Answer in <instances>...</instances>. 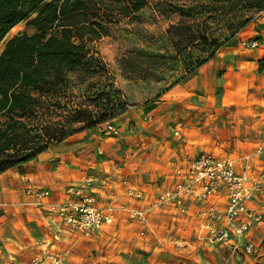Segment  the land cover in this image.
Segmentation results:
<instances>
[{
	"label": "crops",
	"instance_id": "0c3cea01",
	"mask_svg": "<svg viewBox=\"0 0 264 264\" xmlns=\"http://www.w3.org/2000/svg\"><path fill=\"white\" fill-rule=\"evenodd\" d=\"M27 31L33 33L31 28ZM250 40H258L259 47L245 49L241 46V42ZM263 62L264 14L243 29L232 45L223 48L214 59L160 99L129 108L114 119L120 131L117 137H103L100 134L102 126L87 129L53 145L35 159L0 174V264H27L32 252L44 259L55 249H64L69 254L68 264H122L120 257L124 250L120 249V243L125 239L133 241V234L126 236L122 232L129 227L122 210L147 208L159 192L173 183L176 169L189 164L204 151L231 157L238 171L248 164L263 167L262 143H255L252 149L239 154L214 152L215 144L226 145L230 141L229 137H214L221 108L238 104L248 90L264 95V74L260 72ZM181 129L187 139L182 138ZM86 179L92 181L90 191L95 193L97 207L114 210V220L91 239L71 234L58 216L47 213L27 193L28 190H49L51 197L45 200L46 204L62 203L68 198L66 189L83 185ZM130 192L143 193L145 199L138 200ZM218 201L216 198L211 202L218 205ZM204 207L191 202L185 214L170 210L156 212L150 216L151 223L158 226L162 218L168 222L178 219L184 228L194 225L198 243L214 245L209 250L227 256V263L229 260L237 263L238 255L245 254L243 245L255 242L260 247L261 241L257 240L264 238H259L264 234V222L245 234L238 249L204 240L210 234L205 227L206 221L199 216ZM179 223H175L176 229L181 228ZM214 227L222 229L223 224L214 223ZM76 239L87 241L74 244ZM146 246H139L136 252L147 250ZM129 247L135 252L133 247L136 246L130 243ZM157 247L153 245L149 251L154 253ZM258 248L257 252L261 251ZM94 255L97 258H93Z\"/></svg>",
	"mask_w": 264,
	"mask_h": 264
},
{
	"label": "trees",
	"instance_id": "16d2710c",
	"mask_svg": "<svg viewBox=\"0 0 264 264\" xmlns=\"http://www.w3.org/2000/svg\"><path fill=\"white\" fill-rule=\"evenodd\" d=\"M194 1L199 2L0 0V47L19 24L26 22L27 28L33 30L14 35L0 52V174L35 159L77 133L113 121L129 108L157 101L178 83L154 89L159 76L146 74L140 64H133L130 70H125L126 65L122 67L131 75L126 77L125 73L123 80L133 81L138 90L127 83L119 87L115 82L101 83L107 68L96 43L110 35L108 26L136 17L152 4L160 16L174 18L167 35L176 55L152 54L148 68L172 67L183 51L195 44L214 45L215 54L219 43L209 39L201 19L194 16ZM216 2L222 9L235 11L219 21L221 31L231 40L264 11V0ZM201 64L200 60L194 61L185 72L192 73ZM92 79L97 81L93 89L100 85L96 92L87 85ZM145 81L148 88L143 90Z\"/></svg>",
	"mask_w": 264,
	"mask_h": 264
},
{
	"label": "rangeland",
	"instance_id": "374dc122",
	"mask_svg": "<svg viewBox=\"0 0 264 264\" xmlns=\"http://www.w3.org/2000/svg\"><path fill=\"white\" fill-rule=\"evenodd\" d=\"M148 1L150 2L151 0ZM163 1L169 2L170 0ZM171 1L176 2V0ZM216 1L217 0H199L198 3L194 1L193 7L194 16H197L199 20L201 19L200 25H202V28L206 31L209 39L217 40L219 43V46L217 45L218 50L215 54L214 45L204 47L201 44H195L186 52L183 51L179 60L176 63H172V67L165 66L162 69L154 70L148 68L149 56L152 54L167 57L176 55L169 40V36L167 35L169 26L172 24L174 18H165L160 16L159 13H156L153 10L152 4H148L147 7L137 13L136 17L122 19L115 25L108 26L110 35L96 43L97 52L100 54V57L105 62L107 68L105 74L102 75L103 80L101 83L106 81L115 82L116 87H119L120 83H127L130 85L131 89L138 90V86H136L133 81H124L122 78V75L126 73V71H123L122 67L124 68V65H126L125 70H130L133 64H140V66L144 68L146 74L151 72L159 76L160 82L153 86L154 89L162 88L163 86L168 87L175 82H178L176 85L182 83L187 76L194 73L206 63L210 62L223 48H226L228 45H232V42L237 39V37L234 40L229 39L230 35L221 31V29L223 30V26L219 23V21L225 20L235 14V11L229 7L222 9L221 5ZM240 9L241 8L238 10ZM263 14L264 11L256 15L253 22L260 19ZM27 29L26 22L15 27L8 34L1 45L0 52L3 50L6 42L10 38L18 33L27 31ZM197 60H200L203 64L197 67L192 73H186L185 69H187V66ZM168 62L171 63V61ZM260 72L264 74V66L260 69ZM125 76L130 77L131 75L126 73ZM146 82L147 81H145L142 85L143 90L148 88ZM96 83L97 81L92 79L87 85L90 84L89 88L93 89V84ZM96 86L98 88L95 87L92 92H96V90L99 89L100 85ZM244 93L246 95L241 97L238 104H230L226 107L224 106L218 113V123L216 122L218 130L214 129V137L225 136L229 137L230 141L228 140L226 145L218 143L215 144L214 152L216 154H227L230 152L239 154L244 152V150L246 152L252 149L251 146L255 143L264 144V95L259 94V92L255 90H248ZM250 95L252 97H249ZM116 129L118 132L117 135H109L105 133V125H103L101 127L102 131L100 134L106 138H115L120 134L119 129L117 127ZM180 132H182V138H188V136L183 133L182 129ZM227 134H229V136ZM220 145L222 146L219 147ZM244 145H247L245 149H243V147H245ZM215 149H219V151H215ZM186 166H188V164L183 167ZM87 181L89 180L86 179L84 183ZM90 182L92 185V181ZM95 205L97 206L96 199ZM168 210L180 213L179 210L173 208L154 209L148 213L147 222L144 226H140L138 223L133 222L129 218L128 211L124 209L122 210V213L126 216L125 218L128 221L126 226H129L122 229V232L125 233L126 236H128L129 233L133 234L132 242H130V239H125L122 241L123 244L120 243V249L124 250L120 257V259L123 260L122 264H234V260H229L227 263V256L219 255V253L209 250V248H214V245H200L195 239L194 225L192 227V224H189L187 228H184V224L181 222L180 224L178 219H171L170 222H168L166 219H163L162 221V218L159 219L160 222L158 223V226L151 223L152 219L150 216L156 212ZM46 212L49 213L47 210ZM168 214L175 217L174 213ZM156 222L158 221L156 220ZM176 222L181 225L180 229H176ZM263 236L264 234L259 236V238H262ZM93 237H95V235ZM77 239L74 244H82L87 241V239ZM72 240L74 239L72 238ZM263 240L264 238L262 240H257L261 241V245L258 248L261 251H256L252 255L240 254L238 255L239 258L237 259V263L235 264H264ZM185 242H187L186 245H184ZM130 243L136 246L133 247L135 248L133 249L135 252L130 250ZM143 245H147L146 248L148 249L140 250L139 253L136 252V250L140 248L139 246ZM153 245L158 246V249H155L156 251H154V253L149 251ZM53 252H58L63 255L66 254L68 264L69 254L67 255L64 249L50 250L48 254ZM36 253L37 252L35 251L34 253L32 252L33 255H30L27 258V264H33L34 260L39 259L37 258L39 256ZM93 258H97V255H94Z\"/></svg>",
	"mask_w": 264,
	"mask_h": 264
},
{
	"label": "built area",
	"instance_id": "2783aa9c",
	"mask_svg": "<svg viewBox=\"0 0 264 264\" xmlns=\"http://www.w3.org/2000/svg\"><path fill=\"white\" fill-rule=\"evenodd\" d=\"M241 46L256 49L259 41H243ZM104 125L106 134L117 135L113 121ZM172 178L173 183L159 192L153 201L150 200L147 209L128 211L133 222L144 226L148 213L154 209L173 208L186 213L188 203H201L205 207L199 216L206 221L205 227L210 232L203 239L228 244L234 249L242 246L241 240L251 228L264 222V166L255 168L248 164L238 171L231 157L204 152L188 166L176 169ZM91 188L90 181L80 186H69L65 192L68 198L64 202L50 204L45 201L51 197L49 190H28L27 193L40 207L58 216L70 228L71 234L91 238L114 220L112 208H98L95 205ZM130 195L138 200L145 199L143 193L130 192ZM215 197L219 199L218 205L211 202ZM214 223L223 224V228H215ZM242 247L246 255H252L258 245L250 242ZM33 264H67L66 254L53 252L44 259L34 260Z\"/></svg>",
	"mask_w": 264,
	"mask_h": 264
}]
</instances>
